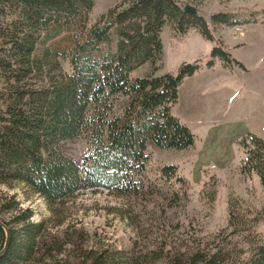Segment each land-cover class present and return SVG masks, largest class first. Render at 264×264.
<instances>
[{
    "label": "trees",
    "instance_id": "16d2710c",
    "mask_svg": "<svg viewBox=\"0 0 264 264\" xmlns=\"http://www.w3.org/2000/svg\"><path fill=\"white\" fill-rule=\"evenodd\" d=\"M122 1L125 7L108 9L87 27L93 0H0V184L20 181L50 203L83 188L101 187L123 195L136 188L133 177L143 171L147 142L174 150L193 144L192 132L170 114V108L177 102L181 81L199 65L181 64L175 74L161 76L128 74L159 59V31L165 23L180 35L195 28L210 38L205 19L197 11L184 12L181 0ZM247 17L216 12L209 18L232 28L247 23ZM63 36L68 42L65 49H48L47 43ZM210 56L220 57L224 66L234 62L242 68L217 47ZM59 60L66 62L68 71ZM211 65L209 60L206 66ZM53 71L58 75H49ZM43 80L44 85H33ZM115 95L126 96L127 106L121 116L107 118L99 108ZM87 128L97 132V138L79 164L61 152V145ZM239 143L247 149L241 169L255 173L264 192L262 140L247 134ZM175 171L174 165L159 169L166 177ZM28 217L14 219L25 221L19 229H8L0 264L35 260L43 225L26 222ZM237 232L241 230H232ZM4 241L0 226V250ZM243 243L236 262L230 263L224 259L225 245H220L182 259L155 251L89 249L76 264H264V238L247 232Z\"/></svg>",
    "mask_w": 264,
    "mask_h": 264
},
{
    "label": "rangeland",
    "instance_id": "374dc122",
    "mask_svg": "<svg viewBox=\"0 0 264 264\" xmlns=\"http://www.w3.org/2000/svg\"><path fill=\"white\" fill-rule=\"evenodd\" d=\"M181 1L194 7L205 19L210 38L195 28L180 35L165 23L159 31V59L142 64L128 76L144 78L175 74L181 64L196 62L199 65L196 75L181 81L177 87V102L170 108V114L192 132L193 144L185 150H174L159 149L147 142L145 153L148 158L143 171L133 177L138 182L136 188L123 195L101 187L83 188L50 203L20 181L0 184V221L7 229H19V224H25V221H13L26 214L29 215L26 222L43 225L36 239L35 260L30 264H76L82 253L89 249L123 250L135 254L155 251L182 259L195 250H210L220 245H225L224 259L230 263L239 257L236 251L244 245L245 233H257L264 238V192L258 176L241 169L247 149L239 143L242 137L250 134L264 144V116L261 111L254 110L236 119L233 109L231 113L235 114L229 119L231 126L238 124L237 129L248 132L235 142L228 137L221 143L217 139L212 141L207 133L212 129V122L210 125L204 122L211 118L207 95L210 91H206L209 82L196 85L204 91V108L191 109L188 95L194 81L209 68L215 70L223 66L233 69V73L241 69L234 62L224 66L220 57H211L214 47L228 53L230 59L241 66L250 62L247 61L250 48L264 47V0ZM125 6L126 2L122 0H93V7L87 14V27L95 24L108 9L117 7L119 10ZM216 12L248 16V22L240 25L244 27L241 35L250 34L251 39L232 40L227 26L213 24L210 20V15ZM67 45L65 36L46 44L52 51H61ZM209 60L212 65L207 67ZM255 60L264 61V55ZM59 63L64 71H68L66 62L59 60ZM58 73L53 71L49 75ZM193 77L192 81H187ZM44 84L45 80L33 85ZM234 91L230 103L236 105L238 96L237 90ZM127 102L126 96L115 95L99 108V112L107 118L121 116ZM91 110L89 107L88 113ZM96 133L92 128L84 129L79 136L62 142L61 152L80 164L90 150L91 142L97 138ZM209 135H213L212 131ZM165 165L176 166L171 177L160 174L159 169ZM238 229L240 233L232 234V230Z\"/></svg>",
    "mask_w": 264,
    "mask_h": 264
},
{
    "label": "crops",
    "instance_id": "0c3cea01",
    "mask_svg": "<svg viewBox=\"0 0 264 264\" xmlns=\"http://www.w3.org/2000/svg\"><path fill=\"white\" fill-rule=\"evenodd\" d=\"M241 34L237 39L230 38L232 40L239 39V42L249 41L251 39L249 37L250 34ZM263 50L264 47L250 48V56L247 60H250V62L242 65L243 69L241 68L239 71H235V73L232 72L233 69L230 70L231 68H225L222 66L225 70L222 68L212 70V67L211 69L209 68L208 70H205V73L200 74V77L191 85L188 93L190 108L198 111L200 108L205 107L202 106V95L204 91L202 92V89L196 85L204 83L205 81L209 82L206 91H210L207 95H209V115L211 118L204 120V122L208 123V125L212 122L211 131L213 135H209V133H211L210 130L207 132L208 136H211L212 141L217 139V141L221 143L228 137L232 138L233 142H235L244 135L245 131L248 132L246 129H243L242 131L240 128L237 129L236 126H238V124L234 127L231 126L229 119L235 114L231 113L233 109L236 112V119L239 117L241 118L245 112H254V110L261 111V114L264 116V61L259 60V62H256L255 60L256 57H260V59L263 57ZM194 75L196 74H193L192 76ZM195 77L188 79L187 81H192ZM201 78H203L202 82L199 81ZM234 89L237 90L238 96L235 100L238 101L236 105L235 102L230 103V100L233 101L232 97L235 94Z\"/></svg>",
    "mask_w": 264,
    "mask_h": 264
},
{
    "label": "water",
    "instance_id": "95a60500",
    "mask_svg": "<svg viewBox=\"0 0 264 264\" xmlns=\"http://www.w3.org/2000/svg\"><path fill=\"white\" fill-rule=\"evenodd\" d=\"M182 10L184 12H189V13H193L195 14L196 13V9L192 6H190L189 4H184ZM0 226L4 229V233H5V241H4V246L2 247V249L0 250V254L2 253V251L6 248L7 246V240H8V229L7 227L5 226L4 223H2L0 221Z\"/></svg>",
    "mask_w": 264,
    "mask_h": 264
},
{
    "label": "built area",
    "instance_id": "2783aa9c",
    "mask_svg": "<svg viewBox=\"0 0 264 264\" xmlns=\"http://www.w3.org/2000/svg\"><path fill=\"white\" fill-rule=\"evenodd\" d=\"M230 29V36L232 39H237L239 38L240 34L243 32L244 27L242 26H235L234 28H229Z\"/></svg>",
    "mask_w": 264,
    "mask_h": 264
}]
</instances>
